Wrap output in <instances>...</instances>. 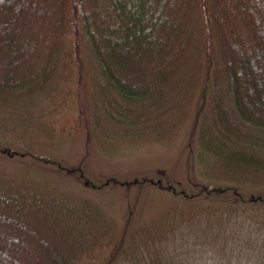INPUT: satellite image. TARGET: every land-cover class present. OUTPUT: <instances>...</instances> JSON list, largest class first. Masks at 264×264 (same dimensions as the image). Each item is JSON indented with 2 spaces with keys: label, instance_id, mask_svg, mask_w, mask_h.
Instances as JSON below:
<instances>
[{
  "label": "trees",
  "instance_id": "obj_1",
  "mask_svg": "<svg viewBox=\"0 0 264 264\" xmlns=\"http://www.w3.org/2000/svg\"><path fill=\"white\" fill-rule=\"evenodd\" d=\"M84 62L99 133L112 124L122 143L168 144L204 94L202 150L228 179L264 187V0H0V116L66 85ZM26 180L0 173V264H111L113 224L99 208ZM237 189L202 193L264 206V192Z\"/></svg>",
  "mask_w": 264,
  "mask_h": 264
},
{
  "label": "rangeland",
  "instance_id": "obj_2",
  "mask_svg": "<svg viewBox=\"0 0 264 264\" xmlns=\"http://www.w3.org/2000/svg\"><path fill=\"white\" fill-rule=\"evenodd\" d=\"M94 77L87 63L74 66L66 85L0 116V143L13 151L0 155L7 181L30 178L50 193L99 208L113 224L116 250L105 254L113 255L111 264H264V206L202 193L234 187L248 199L264 192L228 179L202 150L200 122L211 113L204 94L172 142L125 144L111 134L112 124L98 131L104 115ZM197 192L201 197L192 198Z\"/></svg>",
  "mask_w": 264,
  "mask_h": 264
}]
</instances>
